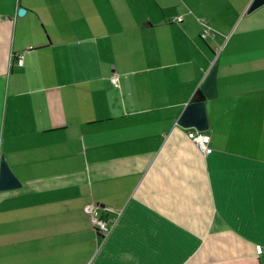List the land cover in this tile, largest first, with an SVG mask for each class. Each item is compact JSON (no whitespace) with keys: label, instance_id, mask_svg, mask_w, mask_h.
I'll list each match as a JSON object with an SVG mask.
<instances>
[{"label":"crops","instance_id":"0c3cea01","mask_svg":"<svg viewBox=\"0 0 264 264\" xmlns=\"http://www.w3.org/2000/svg\"><path fill=\"white\" fill-rule=\"evenodd\" d=\"M252 1L0 0V264H264ZM197 91L208 154L178 124Z\"/></svg>","mask_w":264,"mask_h":264},{"label":"water","instance_id":"95a60500","mask_svg":"<svg viewBox=\"0 0 264 264\" xmlns=\"http://www.w3.org/2000/svg\"><path fill=\"white\" fill-rule=\"evenodd\" d=\"M264 5V0H253L248 8L251 12ZM20 13L22 11H19ZM178 124L184 128H194L196 131L208 129V118L204 101L187 104L178 119ZM20 186L18 179L11 172L3 156L0 159V190H10Z\"/></svg>","mask_w":264,"mask_h":264},{"label":"built area","instance_id":"2783aa9c","mask_svg":"<svg viewBox=\"0 0 264 264\" xmlns=\"http://www.w3.org/2000/svg\"><path fill=\"white\" fill-rule=\"evenodd\" d=\"M175 22L181 21V17L174 19ZM213 32L206 26L202 29L200 33L201 39H204ZM15 63L17 65L22 64V56H15ZM112 83L117 86L116 77L111 78ZM188 137L194 142L197 148L203 153L208 154L212 151L209 143V135L204 134L201 131H192L188 133ZM85 213L89 216L90 222L101 237L105 236L109 231L110 225L113 222L115 210L111 207H99L93 203L84 206Z\"/></svg>","mask_w":264,"mask_h":264},{"label":"trees","instance_id":"16d2710c","mask_svg":"<svg viewBox=\"0 0 264 264\" xmlns=\"http://www.w3.org/2000/svg\"><path fill=\"white\" fill-rule=\"evenodd\" d=\"M204 100V97L202 95V93L200 91H197L194 96H193V99L192 101L193 102H196V101H203Z\"/></svg>","mask_w":264,"mask_h":264}]
</instances>
